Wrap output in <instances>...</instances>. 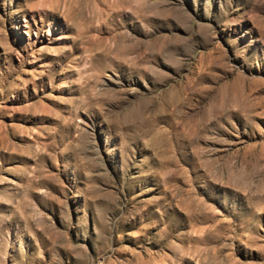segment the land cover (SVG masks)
<instances>
[{"label":"rangeland","instance_id":"rangeland-1","mask_svg":"<svg viewBox=\"0 0 264 264\" xmlns=\"http://www.w3.org/2000/svg\"><path fill=\"white\" fill-rule=\"evenodd\" d=\"M0 264H264V0H0Z\"/></svg>","mask_w":264,"mask_h":264},{"label":"bare ground","instance_id":"bare-ground-1","mask_svg":"<svg viewBox=\"0 0 264 264\" xmlns=\"http://www.w3.org/2000/svg\"><path fill=\"white\" fill-rule=\"evenodd\" d=\"M3 202V201H2Z\"/></svg>","mask_w":264,"mask_h":264}]
</instances>
